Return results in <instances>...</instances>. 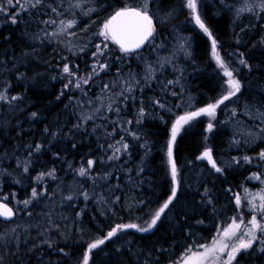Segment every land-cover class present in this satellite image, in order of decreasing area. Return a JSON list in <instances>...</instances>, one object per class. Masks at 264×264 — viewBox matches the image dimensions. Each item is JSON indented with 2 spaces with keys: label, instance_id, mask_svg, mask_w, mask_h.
<instances>
[{
  "label": "trees",
  "instance_id": "obj_1",
  "mask_svg": "<svg viewBox=\"0 0 264 264\" xmlns=\"http://www.w3.org/2000/svg\"><path fill=\"white\" fill-rule=\"evenodd\" d=\"M76 2L42 0L33 8L19 0L21 8L13 0L7 14L0 12V91L19 97L0 101V200L17 211L12 222L0 220V264H81L88 243L115 225H145L171 194L167 145L173 123L226 93L227 78L211 53L215 38L241 82L240 92L212 119L202 114L178 135L173 148L177 197L157 225L149 232H119L89 260L178 264L186 248L210 244L234 216L251 219L248 200L237 207V194L264 190V160L258 155L264 150V11L254 7L258 0H199L210 38L186 0H148L157 32L144 50L124 53L99 32L116 10L145 0H80L82 6L74 7ZM246 7L254 10L237 15ZM73 19L76 23L67 27ZM104 43V54L93 57L96 45ZM97 59L108 67L97 65L88 84L65 89L69 79L88 78ZM65 63L76 77L63 72ZM117 141L128 148L110 160L108 146L120 147ZM205 148L212 149L223 172L198 159ZM88 159L95 164L89 175L80 176L77 170L87 167ZM53 169L54 178L37 179ZM33 188L42 194L32 198ZM29 199L25 208L21 202ZM262 249L264 242H257L233 264H264Z\"/></svg>",
  "mask_w": 264,
  "mask_h": 264
},
{
  "label": "snow or ice",
  "instance_id": "obj_2",
  "mask_svg": "<svg viewBox=\"0 0 264 264\" xmlns=\"http://www.w3.org/2000/svg\"><path fill=\"white\" fill-rule=\"evenodd\" d=\"M17 5L23 8V5L19 4V0H16ZM26 3H31V6L35 8L37 5L42 3V0H35L32 3V0H26ZM7 6L13 5V0H4V3H0V12H4L7 14ZM80 0H77L74 7H81ZM186 7L190 10V14L195 20V23L199 26L200 29L203 30L210 38H212V33L209 28L206 26L204 20L201 17L199 12V0H186ZM254 7H259L261 11H264V0H258V3ZM254 8L246 7L238 10L237 15H239L242 11H253ZM53 12H57L56 8L52 9ZM89 11H92L89 9ZM59 14V13H58ZM11 22L15 24L17 22L16 16H10ZM50 23H55V21H50ZM63 24V21L61 22ZM76 23L75 19L67 22V27H71ZM64 28H61L63 31ZM156 31V25L154 24V16L150 14L148 7V0H145L144 4L139 7H123L114 12L110 16L109 19L105 21L102 26L99 35L103 37L104 41H112L115 44L119 45V48L124 53L133 52L141 48L146 42H149L151 38L154 36ZM73 35L75 33H72ZM183 45H181V49L183 50ZM107 48V43L103 44V48L101 45H96V51L92 53L93 57H98L104 54V49ZM83 51V49H81ZM211 53L212 57L216 61L217 66L223 71V75L227 78L225 83L227 85L226 93L223 94L219 99H217L214 103H209L205 107H202L196 111L187 112L184 115L178 117L176 121L173 123L170 130V139L167 145V156L168 163L170 165V174L172 179V188L171 194L168 196L167 200L151 215L150 219L145 222V225H139L136 223L129 224H117L112 227L103 237L97 238L94 241L88 243L86 251L83 254L81 264H89L90 255L94 249H97L101 245H104L106 241L111 240L115 237L119 232L124 231L126 229H135L139 232H149L160 220L162 214L169 208L172 202L177 197V191L179 187L178 181V169L176 165V161L173 158V146L176 142L177 135L180 132L183 125L189 123L196 117L203 115H208L209 117H214L216 114L217 108L223 104L225 101L230 100L232 97L236 96L237 93L241 90V82L236 78L235 70L228 66V63L222 58L220 52L217 49V41L215 38L211 39ZM243 54H241L242 56ZM240 64L248 66L247 61L241 59ZM97 65L100 70H103L108 67L106 63H101L98 59L95 60L92 66V73H89L88 78L84 76H80L78 79L73 82L72 79H69L68 83L64 85L65 89H67L70 85H74L76 88H80L81 84H88L89 79L93 74H97ZM149 69L151 70V66L149 65ZM63 72L68 74L69 77H76L77 73L72 71L69 64L65 63L63 66ZM178 82V81H177ZM174 83L173 81H168V84ZM107 87V85H105ZM128 91H131V85H129ZM175 95V93H173ZM127 98V97H126ZM19 99L17 96L8 97L5 91H0V101H15ZM159 103V101H156ZM163 107V105H160ZM109 109L111 110V105H109ZM118 111V109H117ZM37 114L35 112L32 113V116L35 117ZM144 109L141 108L139 112V117L143 118ZM90 118V117H89ZM131 123V121H128ZM213 123L210 121L207 125V131L211 132L213 130ZM135 136V134L133 133ZM123 138H121V141ZM121 141H117L116 143L121 145L120 147H115L114 145H109V148H113V155L109 157V159H118V153L121 151V147L126 150L128 148L127 143H121ZM40 145H36V150L38 151ZM31 154V153H30ZM259 158L264 160V150H261L259 153ZM198 159H207L211 164L212 168L215 169L216 172H223V169L220 168L215 159L212 156V149L205 148L203 153ZM243 160L248 162L251 160L250 157L244 156ZM95 161L92 159L87 160V167L83 165L77 170L80 176L89 175L90 170L92 169ZM27 171V167L24 169ZM55 169L47 172L40 173L37 177L38 180H42L45 175L54 178ZM253 178L260 179V175L254 173ZM207 191V190H206ZM246 197L244 199H248V206L252 211L251 219L245 222L243 215L239 217H233L230 224L222 229H218V235L213 238L210 244H201L198 246L199 249L202 250H192V248L185 249V255L181 258L179 264H233V261L237 259V255L241 253L242 250H247L253 247L254 242L261 241L262 237H264V223L261 221L264 220V190H261L260 193L251 194L248 193V190L245 189ZM36 188L32 189L31 197L36 198L41 195ZM85 199L88 198V194L84 193ZM250 197V198H249ZM67 199H72L71 196L67 197ZM257 200L259 202H257ZM210 202V201H209ZM242 198L240 195L235 196V203L237 207L242 204ZM21 203L24 204L25 208L31 203V199L24 200ZM256 213H261V218L258 219ZM15 215L13 209L8 206L7 203L0 202V217L5 219H9ZM257 232L261 235L258 236ZM264 250V249H262ZM63 251V249H61ZM2 259V257H0Z\"/></svg>",
  "mask_w": 264,
  "mask_h": 264
},
{
  "label": "rangeland",
  "instance_id": "obj_3",
  "mask_svg": "<svg viewBox=\"0 0 264 264\" xmlns=\"http://www.w3.org/2000/svg\"><path fill=\"white\" fill-rule=\"evenodd\" d=\"M190 11V10H189ZM214 59V58H213ZM215 61V60H214ZM217 65V64H216ZM218 67V66H217ZM218 69H220L219 67H218ZM216 115V114H215ZM202 116H205V117H207V118H209V119H212L213 117H209L208 115H202ZM200 117H196V118H194L193 120H191L189 123H187V124H185V125H183L182 126V128H181V130H180V132L187 126V125H189V124H191V123H193L194 121H196L197 119H199ZM180 132L178 133V135L180 134ZM178 135H177V137H178ZM173 148H174V146H173ZM217 163V162H216ZM218 165V164H217ZM219 166V165H218ZM220 167V166H219ZM257 181H259L258 179H256ZM261 188L263 189L264 188V183H261ZM249 193H251V194H256V193H258V192H249ZM245 197H246V194H245ZM245 197H241V198H243L242 199V201H244V198ZM250 198V197H249ZM246 200H248V199H246ZM257 202H259L258 200H257ZM242 205V204H241ZM241 205L239 206V207H241ZM257 214V213H256ZM260 215H262L261 213H258V216H257V218L258 219H260ZM16 216H17V211H16ZM263 221L264 220H262L261 222L263 223ZM258 233L259 232H257V235H258ZM260 234V233H259ZM218 235V234H217ZM263 239V237L261 238V240ZM259 244H260V242L261 241H257ZM257 242H254V244H253V247L252 248H250V249H247L246 251H249V250H251V249H253L254 248V246L257 244ZM262 243V242H261ZM200 250H202V249H200ZM179 264V263H178Z\"/></svg>",
  "mask_w": 264,
  "mask_h": 264
},
{
  "label": "water",
  "instance_id": "obj_4",
  "mask_svg": "<svg viewBox=\"0 0 264 264\" xmlns=\"http://www.w3.org/2000/svg\"><path fill=\"white\" fill-rule=\"evenodd\" d=\"M154 24L156 25V31H155V33H154V35H155L156 32H157V24H156V21H155V20H154ZM153 37H154V36H153ZM153 37H152V38H153ZM152 38H151V40H152ZM151 40H150L149 42H146L144 45H142L140 49L135 50V51H133V52H129V53H135V52H139V51L144 50V49L148 46V44L151 42ZM116 45H117V44H116ZM117 46L119 47V45H117ZM0 202L7 203L8 206L11 207V208L13 209L14 213H15V215H14L13 217L9 218V219H5V218H3V217H0V220H1V221H5V222H12V221L16 218V210H15V208H14L11 204H9L8 202H6V201L0 200Z\"/></svg>",
  "mask_w": 264,
  "mask_h": 264
}]
</instances>
